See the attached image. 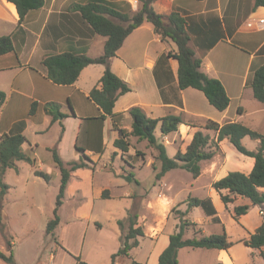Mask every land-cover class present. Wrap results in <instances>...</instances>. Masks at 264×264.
Returning a JSON list of instances; mask_svg holds the SVG:
<instances>
[{"label": "crops", "instance_id": "obj_1", "mask_svg": "<svg viewBox=\"0 0 264 264\" xmlns=\"http://www.w3.org/2000/svg\"><path fill=\"white\" fill-rule=\"evenodd\" d=\"M90 1L92 0H45L41 9L31 11L20 24L16 6L7 0H0V38L12 36L15 47L13 52L0 55V91L6 94L5 103L0 108V141L4 134L10 133L15 125L24 121L23 135L28 141L26 150L33 152L34 156H37L42 148L47 152L57 148L61 159L68 164L80 162L83 153L79 149H83L84 154L95 163L90 165L94 166L107 154L109 145L113 144L110 157L116 154L115 157L119 156L120 161H123V153L114 147L118 132L113 129L112 118L100 120L99 108L89 100L91 91L100 88L105 66L89 65L82 70L75 84L60 86L48 79L47 70L43 65L46 57L63 53L85 54L91 58L104 54L107 38L95 34L75 10L76 6L85 5ZM106 1L114 3L120 11L131 15L141 9V3L137 0ZM254 6L255 0H156L153 7L158 14L168 17L172 13H178L186 20L191 36L189 45L203 61L202 71L221 81L231 102L225 111L220 112L209 103L202 92L193 88L180 90L179 64L177 60L169 57V53H177L176 43L169 38L163 41L161 36L156 34L154 26L145 21L126 38L123 46L110 61L112 72L131 88V91L120 96L115 104L114 113L121 116L120 128L132 130L129 111L138 107L152 119H160L169 114L183 118L185 123L179 127L178 132L163 136L160 131V136L156 135L165 146L166 143H172L170 140L174 144L176 136L183 130H187L188 144L198 130L216 136L214 132L204 129L208 120L220 125L229 122L240 123L264 135V103L255 98L249 85L253 72L264 65V31L247 27L249 21L264 18V7L255 9ZM34 103L38 104L37 111L31 115L30 110ZM47 103H58L65 117L52 123V117L45 112L44 106ZM189 120L196 126L188 125ZM158 129L160 130V127ZM49 133L52 136L49 142L40 139ZM31 136L35 137L34 140ZM247 138L250 139L246 137L243 140L245 145ZM225 141L228 140L222 143ZM256 142L259 147V141ZM130 148L128 153L132 155L133 148ZM243 156L239 159L244 170L237 172L248 175L254 168L255 159ZM40 163L41 161L37 160V165ZM123 163L134 170L153 165L146 164L145 160L140 163ZM55 168L56 176L61 179L59 168ZM39 169L42 170L41 167ZM84 170L90 169H77L71 173V179L79 176ZM108 173L119 178L127 176L125 170L123 173ZM6 176L7 172L4 182ZM9 187L1 204L2 216L4 203L12 186ZM68 187L69 184L66 191ZM260 191L264 192V189ZM143 193L145 194L141 192L136 195L145 199ZM222 193L228 194V191ZM81 199L83 201L85 197L81 196ZM98 200L100 198H95V201ZM253 208L261 209L252 206L250 211ZM253 232H249V235ZM119 236L120 232L117 231L115 239L119 243L111 256L121 246ZM159 237L160 235L157 239ZM247 238L249 236L241 240L242 243ZM231 250L232 248L228 251L214 250L216 259L213 264H237ZM61 251L68 253L63 246ZM252 254L264 261V249L253 250ZM121 261L117 259L115 264H122ZM0 264L3 262L0 261Z\"/></svg>", "mask_w": 264, "mask_h": 264}, {"label": "trees", "instance_id": "obj_2", "mask_svg": "<svg viewBox=\"0 0 264 264\" xmlns=\"http://www.w3.org/2000/svg\"><path fill=\"white\" fill-rule=\"evenodd\" d=\"M7 1L16 6L20 24L31 11L41 9L45 4V0ZM137 1L141 3V9L132 15L120 11L114 3L106 0H92L85 5L76 6L75 10L81 14L82 19L91 27L93 32L107 38L104 54L97 58L75 53L48 56L43 61L48 79L56 85L71 86L76 83L82 70L87 66L104 65L106 69L100 80V88H94L91 91L89 100L99 108L101 112L100 120H106L108 117L112 118L113 129L118 132V138L114 141V147L117 150L123 154L128 153L131 147L130 138H136L140 142L146 141L149 148L158 152L154 157L153 163V170L157 168L156 163L160 164V171L155 176L157 181H160L168 172L175 169L184 170L190 173L194 179H197L202 173V163L211 161L220 151V144L227 139L239 153L254 158L255 165L250 174L247 175L237 171L230 172L224 178L215 181L212 187L220 193L221 200L226 206L234 203L236 197L250 201L251 205H241L234 208V219L236 221L240 217L246 216L251 206H257L264 210V192L260 191L264 189L263 134L240 123L229 122L220 125L213 120H208L204 129L214 132L215 138H211L209 134L198 130L185 152L178 150L174 157H170L166 146L157 138L156 131L160 127L163 136L178 132L179 127L185 123L181 116L169 114L160 119H152L140 108L133 107L129 111L132 118V130L128 131L120 128L121 116L114 113L115 104L119 97L129 93L131 88L112 72L110 61L123 46L126 38L145 21L150 22L154 26L156 34L160 35L163 41L169 38L176 43L178 51L174 54L169 53V57L178 61V87L180 90L193 88L202 92L209 103L220 112L225 111L231 102L221 81L209 77L202 71L203 61L196 56L195 51L189 45L191 36L187 29L186 20L178 13H172L168 17L158 14L153 7L156 0ZM254 7L255 9L264 7V0H255ZM14 48L12 36L0 38V55L13 52ZM249 85L253 89L255 98L259 102L264 103V65L253 72ZM5 100L6 94L0 91V108L5 103ZM37 106V103L32 105L31 115L36 113ZM44 108L45 112L52 117V123L65 117L58 103H47ZM187 124L192 127L196 126L192 122ZM24 129L25 122H19L10 133L4 134L0 141V201L10 188L4 182L7 170L16 169L19 172L17 162H26L33 168L37 166L36 158L32 157L26 150L28 141L23 135ZM183 131L187 133V130ZM246 137L259 141V147L256 151H249L245 147L243 140ZM50 151L52 152L55 165L61 172V183L54 215L46 229L48 235H53L61 221L59 209L63 205L71 173L77 169L90 168L89 164L95 163L84 154L83 149H79L83 153V159L80 162L68 164H65L61 159L57 148H52ZM34 174L47 182L50 181L49 177L42 171L36 170ZM124 178L128 182L139 184L133 173L128 174ZM222 191H228V194H223ZM108 193L109 191L105 190L102 197L108 199ZM186 203L188 205L187 212L179 211L181 219L180 231L169 236V245L159 256L158 264H179L178 254L184 248L228 251L234 246V242L229 241L226 232L205 236L202 234L201 229H196L198 226L196 222L184 219L190 210L195 207H201L207 216L213 217L212 219L216 223H220V219L217 217V210L211 199L202 200L191 196ZM138 220V213L131 210L125 220L118 222L120 230L127 228L128 232L121 239V246L118 251L111 256L112 264H115L117 259L130 258L131 251L139 246L141 238H145L144 229L138 225ZM190 227L196 230V236L192 239H185V232ZM243 244L253 250L264 249V219L262 224L253 233H250L249 238L243 241ZM8 245L11 246V243L9 242ZM0 259L6 264H17L12 251L10 255L0 252ZM74 260V264H89L81 256H75ZM130 264L144 263L132 260ZM215 264L223 263L218 262Z\"/></svg>", "mask_w": 264, "mask_h": 264}, {"label": "rangeland", "instance_id": "obj_3", "mask_svg": "<svg viewBox=\"0 0 264 264\" xmlns=\"http://www.w3.org/2000/svg\"><path fill=\"white\" fill-rule=\"evenodd\" d=\"M156 135L160 136L159 129ZM209 135L215 138L212 134ZM34 138L31 136L32 140ZM51 138L50 133L40 137L44 142H49ZM188 139L189 136L183 131L176 136L174 144L171 140V144L166 143L168 155L173 157L178 150L185 152L189 145ZM130 142L132 155L123 154V161L140 163L145 160L146 164L154 163L158 152L149 148L146 141L130 138ZM112 145H109L107 154L100 158L95 167L89 164L90 170L81 171L79 176H74L69 182L63 205L59 209L61 223L53 235H48L46 229L54 215L61 179L56 176L57 168L52 152L50 154L42 148L34 156L33 152L28 151L32 157L41 161L36 168L26 162H19V172L9 169L5 182L12 187L4 203L3 216L1 204L5 195L0 201V252L10 255L12 251L17 264H73L75 256H81L89 264H112L111 253L119 243L115 239V233L120 232L121 241L128 232L127 228L121 231L118 222L125 220L133 210L138 213V225L143 227L146 239L141 238L140 246L131 251L130 258L121 259V262L130 264L134 259L144 264H158V254L168 246L169 236L180 231L179 211L187 212L186 201L192 196L202 200L211 199L214 207L216 206L220 223L207 216L201 207L190 210L184 219L196 222V229H201L205 236L226 232L229 241L234 242L231 253L237 264H264L263 259L253 256V250L241 241L260 225L264 210L253 208L236 221L234 208L251 205L250 201L236 197L234 203L226 206L220 193L212 187L226 173L244 170L239 159L244 156L229 141L220 145V151L211 161L202 163V173L197 179L184 170L175 169L160 181L155 179L160 171L159 163L155 162L156 170H153L152 164L143 166L140 170L131 169L120 161L119 156L110 157ZM245 147L249 151H256L258 142L247 138ZM36 170L44 172L50 181L37 177L34 174ZM124 170L125 175L133 173L140 183L128 182L123 177L108 173H123ZM105 190L109 191V198L102 200ZM141 192H145V199L137 197ZM81 196L85 197L83 201ZM95 198L100 200L95 201ZM101 227L102 229H98ZM195 232L190 227L184 238H194ZM9 242L11 246L8 245ZM61 246L69 254L61 251ZM215 259L214 250L184 248L178 254L179 264H213Z\"/></svg>", "mask_w": 264, "mask_h": 264}, {"label": "built area", "instance_id": "obj_4", "mask_svg": "<svg viewBox=\"0 0 264 264\" xmlns=\"http://www.w3.org/2000/svg\"><path fill=\"white\" fill-rule=\"evenodd\" d=\"M247 27L251 30L264 31V18L249 21Z\"/></svg>", "mask_w": 264, "mask_h": 264}]
</instances>
